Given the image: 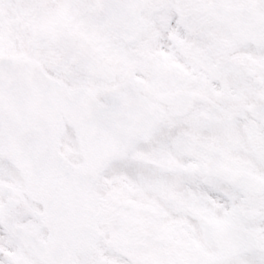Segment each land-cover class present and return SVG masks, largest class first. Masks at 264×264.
Masks as SVG:
<instances>
[{
	"label": "snow or ice",
	"instance_id": "obj_1",
	"mask_svg": "<svg viewBox=\"0 0 264 264\" xmlns=\"http://www.w3.org/2000/svg\"><path fill=\"white\" fill-rule=\"evenodd\" d=\"M0 264H264V0H0Z\"/></svg>",
	"mask_w": 264,
	"mask_h": 264
}]
</instances>
